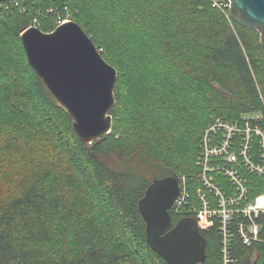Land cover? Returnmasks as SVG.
I'll use <instances>...</instances> for the list:
<instances>
[{"label": "trees", "instance_id": "1", "mask_svg": "<svg viewBox=\"0 0 264 264\" xmlns=\"http://www.w3.org/2000/svg\"><path fill=\"white\" fill-rule=\"evenodd\" d=\"M67 14L117 71L111 132L92 144L20 40L33 20L48 33ZM252 112L264 114V48L212 0H0V264H167L147 245L139 200L155 179L197 176L212 117ZM202 234V264H221L217 231ZM233 253L245 264L250 249Z\"/></svg>", "mask_w": 264, "mask_h": 264}, {"label": "water", "instance_id": "2", "mask_svg": "<svg viewBox=\"0 0 264 264\" xmlns=\"http://www.w3.org/2000/svg\"><path fill=\"white\" fill-rule=\"evenodd\" d=\"M237 24L256 31L264 48V0H226ZM20 40L28 64L44 88L70 118L79 140L92 144L111 132L117 71L101 56L92 39L69 21L42 32L30 26ZM179 191L177 177L155 179L138 202L146 224V242L167 264H202L206 242L193 218L172 227L171 206Z\"/></svg>", "mask_w": 264, "mask_h": 264}, {"label": "built area", "instance_id": "3", "mask_svg": "<svg viewBox=\"0 0 264 264\" xmlns=\"http://www.w3.org/2000/svg\"><path fill=\"white\" fill-rule=\"evenodd\" d=\"M212 6L224 11L229 2L212 0ZM69 21L68 14L58 16L55 27ZM30 26L37 27L36 20ZM198 149L199 172L178 178L170 212L193 218L201 233L217 231L221 264L239 263L236 243L250 249L245 264H255L257 247H264V204L258 203L264 198V114H242L233 122L212 117L200 132Z\"/></svg>", "mask_w": 264, "mask_h": 264}, {"label": "rangeland", "instance_id": "4", "mask_svg": "<svg viewBox=\"0 0 264 264\" xmlns=\"http://www.w3.org/2000/svg\"><path fill=\"white\" fill-rule=\"evenodd\" d=\"M51 10H49L50 12ZM103 160L105 161V163H107L109 166H112V167H119V163L117 162V160L114 158V157H106V158H103Z\"/></svg>", "mask_w": 264, "mask_h": 264}, {"label": "snow or ice", "instance_id": "5", "mask_svg": "<svg viewBox=\"0 0 264 264\" xmlns=\"http://www.w3.org/2000/svg\"><path fill=\"white\" fill-rule=\"evenodd\" d=\"M258 203L264 204V198H261V200H259Z\"/></svg>", "mask_w": 264, "mask_h": 264}]
</instances>
